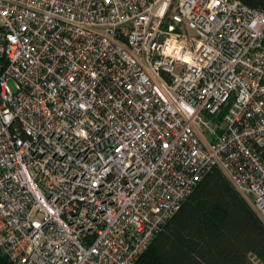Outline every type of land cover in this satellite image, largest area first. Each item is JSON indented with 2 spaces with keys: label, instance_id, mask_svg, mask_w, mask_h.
<instances>
[{
  "label": "built area",
  "instance_id": "obj_1",
  "mask_svg": "<svg viewBox=\"0 0 264 264\" xmlns=\"http://www.w3.org/2000/svg\"><path fill=\"white\" fill-rule=\"evenodd\" d=\"M215 168L264 221V10L0 0V264H136Z\"/></svg>",
  "mask_w": 264,
  "mask_h": 264
},
{
  "label": "trees",
  "instance_id": "obj_2",
  "mask_svg": "<svg viewBox=\"0 0 264 264\" xmlns=\"http://www.w3.org/2000/svg\"><path fill=\"white\" fill-rule=\"evenodd\" d=\"M243 1L264 10V0ZM136 264H264V221L215 168Z\"/></svg>",
  "mask_w": 264,
  "mask_h": 264
},
{
  "label": "rangeland",
  "instance_id": "obj_3",
  "mask_svg": "<svg viewBox=\"0 0 264 264\" xmlns=\"http://www.w3.org/2000/svg\"><path fill=\"white\" fill-rule=\"evenodd\" d=\"M11 85H12V83H11Z\"/></svg>",
  "mask_w": 264,
  "mask_h": 264
}]
</instances>
